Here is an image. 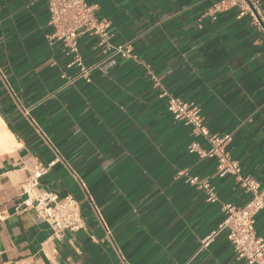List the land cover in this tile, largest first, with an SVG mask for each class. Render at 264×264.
<instances>
[{"label": "crops", "instance_id": "obj_1", "mask_svg": "<svg viewBox=\"0 0 264 264\" xmlns=\"http://www.w3.org/2000/svg\"><path fill=\"white\" fill-rule=\"evenodd\" d=\"M86 1L110 37L78 38L92 67L82 77L51 36L47 0H0V264H245L225 229L208 237L221 205L249 194L217 177L213 158L187 152L207 144L161 93L229 133L241 172L264 184L263 32L235 8L214 12L220 0ZM126 43L131 56H109ZM40 165L39 187L74 197L82 229L56 238L36 220L22 188ZM255 232L264 238V209Z\"/></svg>", "mask_w": 264, "mask_h": 264}, {"label": "built area", "instance_id": "obj_2", "mask_svg": "<svg viewBox=\"0 0 264 264\" xmlns=\"http://www.w3.org/2000/svg\"><path fill=\"white\" fill-rule=\"evenodd\" d=\"M230 8L237 10V17H249L264 34V10L258 0H220L213 8L214 12H222ZM48 23L52 28V37L63 43L67 54L79 68V74L86 77L92 67L83 65L77 50L78 38L85 34H97L106 43L110 37L108 24L97 21L94 16V5L86 0H47ZM213 18H215L213 16ZM107 45V44H106ZM110 54L129 57L132 51L129 44L111 46ZM166 97L167 111L174 119L191 127L195 136L204 138L207 147L203 148L198 141H191L186 150L198 158L215 160V175L224 177L231 175L240 189L249 194L246 202L240 206L231 203L221 205L224 218L217 229L208 238L225 229L236 259L245 264H264V238L255 232V215L264 209V184L255 178L244 175L240 164L226 150L231 135L211 133L204 125L200 108L194 103L169 95ZM47 166L36 167L24 182L22 191L26 195V203L35 211V218L45 223L53 237H61L65 231H77L84 227L80 206L77 200L67 194L58 197L56 193L39 187L38 179L46 172ZM190 184L206 187V200L214 202L216 195L207 184L201 183L196 176H187Z\"/></svg>", "mask_w": 264, "mask_h": 264}]
</instances>
